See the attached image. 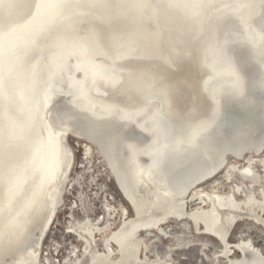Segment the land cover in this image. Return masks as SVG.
<instances>
[{
	"label": "bare ground",
	"instance_id": "6f19581e",
	"mask_svg": "<svg viewBox=\"0 0 264 264\" xmlns=\"http://www.w3.org/2000/svg\"><path fill=\"white\" fill-rule=\"evenodd\" d=\"M25 2L0 0V26H19ZM45 2L68 6L38 7ZM191 5L195 15L178 8L170 37L177 52L185 53L183 61L174 59L167 65L148 60L136 67L138 54L119 57L120 53L110 52L120 62L117 81L108 83L94 69L80 66L82 58L98 62L99 48H76L78 53L62 54L63 60L57 54L54 72L74 67L79 78H59L57 84L46 77L48 56L73 34H102L109 27L113 32H134L142 27L135 24L137 15L127 18L129 6L115 2H36L28 16L30 24L26 21L20 30L26 33L21 48L35 50L36 63L13 57L2 76L11 71L15 76L0 84V112H7L14 122L9 144L0 148V264H51L40 260L39 243L64 202L66 185L59 173L63 170L68 179L73 163L68 136L96 149L134 209L129 214L123 207L120 222L109 233L119 243L116 256L92 248L96 232L105 237L108 249L107 221L85 216L70 222L67 229L71 227L81 241L86 264H165L160 257L147 256L141 232H162V225L172 218L191 219L193 231L223 241L241 219L264 227V188L245 191L243 185L259 186L253 163L264 166V157H258L264 151V0H191ZM231 55L248 61L255 70L243 77V84L232 70ZM59 87L73 90L59 93ZM220 99L228 101L222 102L223 115L217 105ZM65 130L62 146L60 134ZM61 151L63 168L55 176ZM229 158L235 160L228 162ZM223 170L227 191L215 184L210 191L202 189V183ZM237 174L240 181L233 180ZM191 202L196 209L189 208ZM37 234L41 238L33 247ZM233 243L230 248L236 245L243 255L230 264H260L264 258L249 238ZM218 254H228L226 243ZM84 262L74 257L58 264Z\"/></svg>",
	"mask_w": 264,
	"mask_h": 264
},
{
	"label": "rangeland",
	"instance_id": "374dc122",
	"mask_svg": "<svg viewBox=\"0 0 264 264\" xmlns=\"http://www.w3.org/2000/svg\"><path fill=\"white\" fill-rule=\"evenodd\" d=\"M109 2L116 3L115 0H106L107 4ZM140 4L145 6L138 7L137 5ZM122 6H129L125 12L127 18L130 15H137L135 24L142 28L139 30L138 27V29L134 32H113L110 27L106 28V30H101L100 33L102 34H98L102 39L101 47H104L105 50L112 53H120L118 55L119 57L138 54L139 59L136 63V67H142L148 60L154 61V63L158 64L171 65L173 64L174 59L176 61H183L185 59V53L183 51L177 52L174 41H171L172 38H170L172 32H174L173 24L175 17L180 13L178 9L179 7L170 8L167 0H126V4H122ZM99 13L109 14V12ZM80 26H82L84 30L91 29V25ZM12 28H14V26L11 24H5L4 27L0 26V34L4 32L8 37L10 34H7ZM15 32V34L7 38V47L10 43L16 46L14 47L15 51L13 57L28 58L32 61L35 60V64L37 60V58L35 59L33 56L35 55V50L32 51L31 48L25 46L24 48H21L23 45H20V42L26 36V33L24 31L17 32V30ZM72 32L73 31L70 33ZM83 32L84 31H81V33L77 32L70 38L63 41L64 46L53 48L48 56V59L53 57L57 58L58 54L61 60H63L62 54L68 52L69 50L72 51V53H78L75 50L76 48L79 50L100 48L89 36L90 34H82ZM85 32L94 33L96 31ZM12 38L13 42H11ZM27 48L32 51V54L27 50ZM126 72L128 76L131 73L127 70ZM15 73V71H11L9 75L4 77L2 76L0 84L3 80L15 76ZM54 74L59 78H79V72L76 71L74 67L63 72L59 69L55 71ZM46 77L53 79L51 74L46 75ZM71 90H73L72 87L67 91H65L64 87H59L56 92L62 93L65 91L66 93ZM67 141L73 156V163L68 173V180L78 176L80 174L79 169L86 165L88 171L94 174L92 179L95 182V187L89 185L88 188H85L84 185H78L75 189H73L70 183L64 186V204L59 208L47 235L45 236L44 234L39 243L40 260L42 262L49 260L51 264L63 262L65 258L69 259V262H72L74 257L83 260L86 255L64 254L71 247L76 246V244L79 245L74 239V236L65 233L68 222L72 217L74 219H80L85 216L95 218L97 216L106 215L105 221L108 223L107 227L111 229L115 228L119 222L118 209L120 206L122 205L127 207V205H129L120 191L117 190L113 180L109 178L108 168L98 156L96 149L87 143H84L83 147L79 149L75 138L72 136H68ZM258 157H264V151ZM229 160H231V158H229ZM259 162L260 161L253 163L252 170L256 175H258L261 183L259 186L252 187L249 183L244 182L243 185L245 191L252 190L254 187L264 188V166H260ZM223 173L224 170L216 174L208 181L202 183V188H209L210 184H215L219 190L227 191L228 182L223 180ZM233 180L240 181L238 178H233ZM97 188L104 193L103 196L96 191ZM88 191H91L92 200H87L86 193ZM81 197H84L87 201L88 207V211L83 215L77 214L74 207L77 199ZM69 201L72 206H68ZM104 202L111 204L109 206L110 208H108V210L106 209L107 211H105L103 207ZM191 206L192 202L189 203V208ZM107 212H109V214H107ZM168 221L162 225V232L157 229H149L145 230V232H141V242L142 246L146 248L147 256L160 257L165 264H226L225 257L218 254L220 244L216 239L205 234L194 233L188 219L178 220L172 218ZM240 237L251 239L254 247H256L257 250L264 252V227L261 225L248 219L239 220L231 239L233 241ZM53 242L57 244L56 248H50V245ZM235 253L236 251L233 254ZM237 254L240 253L237 251Z\"/></svg>",
	"mask_w": 264,
	"mask_h": 264
},
{
	"label": "water",
	"instance_id": "95a60500",
	"mask_svg": "<svg viewBox=\"0 0 264 264\" xmlns=\"http://www.w3.org/2000/svg\"><path fill=\"white\" fill-rule=\"evenodd\" d=\"M115 1L118 5H121V6H122V4H126V0H115ZM36 2H38V0H26L24 8H23L22 12L20 13L21 18L19 16V18H20L19 26L17 25L16 27H14L15 29L12 28L14 30L11 29L12 31L10 30L7 35L10 34L9 36H11V35L15 34L16 30L19 29L18 31H20L26 25V21L29 20L28 16L32 12L34 6L36 5ZM110 10L111 9L108 8V11H110ZM29 22L30 21H27V25ZM3 36H4V34L0 36V40H1L0 41V81L2 79V70L4 72L5 69L9 68L10 61L13 59L14 50H15V48H14L15 46L12 43H10L9 46L7 47L8 41L6 39L9 36L7 38H3ZM89 36L94 40L95 44L100 47L99 48L100 53H101L100 59L98 62H93V61H91V59L82 58V60L80 61V66L82 68L86 67L87 69L89 68L91 70L94 69L96 71V73L108 83L116 82L117 77L119 76V71H118V67H117L118 63L120 62L119 58L116 55L111 54L110 52L106 51L105 49H103L101 47L102 39L100 38L101 37L100 35L92 32V34H90ZM12 40H13V38L11 39V42H13ZM2 44L4 45L3 48H2ZM229 61L231 62L230 65H232V70L235 71L236 75L238 76V80L241 81L242 84H243V77L246 78L247 75H251L252 73H253V75L255 74L254 73L255 70H253L252 65L250 63H248V61L245 62V60L241 59L240 57L236 58L235 55H231ZM56 64H57V58L53 57L50 59L46 69H47V72L51 74V77H53V79H55V81L58 84L61 82V80L59 79V77L57 75H55L53 73L54 67ZM0 95H1V93H0ZM222 102L228 103V101H226L224 99L217 100V105L219 108V114L221 113V110L223 108ZM223 114H224V111L222 110V115ZM13 123H14L13 119L10 117V115L7 112H0V148H2V149L6 148L7 145L9 144L10 138L8 137V135L12 129ZM67 134H68V132L66 130L60 134V143L62 146L65 143V140H66L65 136ZM74 138L76 140V144L78 145V148L81 149V147H83V144L86 143V141L80 139L79 137H74ZM63 153L64 152L61 151L60 160L58 158L57 166L55 168V173H54L55 176L58 174L59 168L62 165ZM143 157H145V156H143ZM244 161H247V160H244ZM224 162H226V157H225ZM149 164H147L146 167H148ZM128 167H129V165H128ZM108 176L110 179H112V177L110 176L109 173H108ZM59 179L61 180V178H59ZM141 179H140V181H142ZM115 181H116V185L118 186V188H120L116 178H115ZM131 183H132V181H131ZM60 185H59V187H60ZM133 187H134V185H133ZM127 208L129 209L130 212H134V209H133L131 204H130V206H127ZM219 241H220L222 246H224V243L227 244L228 254H223L225 256L226 264H230L231 259L236 258L239 255H241V256L243 255V254H237V251H239L240 253H241V251L236 245L230 248L229 245H234L235 243H233L232 241H227V238H225V241H223V240H219ZM235 251H236L235 254H230L232 252L234 253Z\"/></svg>",
	"mask_w": 264,
	"mask_h": 264
},
{
	"label": "flooded vegetation",
	"instance_id": "af4514ba",
	"mask_svg": "<svg viewBox=\"0 0 264 264\" xmlns=\"http://www.w3.org/2000/svg\"><path fill=\"white\" fill-rule=\"evenodd\" d=\"M88 144V143H87ZM90 145V144H89ZM235 159H233V158H231V160H229L228 162H230V161H234ZM111 175V174H110ZM223 175H224V173H223ZM223 177V180H225L224 179V176H222ZM241 176H239L238 174H237V177L236 178H238V179H241L240 178ZM211 179V178H210ZM208 181V180H207ZM210 185H212V184H210ZM203 190H209L210 191V189H211V187H209V188H202ZM222 192V191H221ZM125 199V198H124ZM126 200V199H125ZM108 201V200H107ZM109 202V201H108ZM108 202H104L103 203V207H104V209H105V211H106V209L108 210V208H110L109 206L111 205V204H109ZM63 204H64V202H63ZM208 205V204H207ZM127 206H129V205H127ZM75 207V206H74ZM123 207H125V206H120V208L118 209V216H119V222H120V220H121V217H122V208ZM125 208H127V207H125ZM190 209L191 210H194V209H196V205H195V203H192V206L190 207ZM59 211V210H58ZM127 212L130 214V211H129V209L127 208ZM58 213V212H57ZM71 216V215H70ZM105 216L106 215H101V216H97V217H95V218H92V219H95V220H97V219H100V222L104 219L105 220ZM81 219V218H80ZM55 220V219H54ZM73 220H78V219H74L73 217L70 219V221L68 222V225L70 224V222H72ZM103 220V221H104ZM183 220V219H182ZM54 222V221H53ZM118 222V223H119ZM188 222H190V226L192 227V229L194 228L193 226H194V224H193V221L191 220V219H188ZM237 222L238 221H236V223L233 225V227L229 230V232H228V234H227V236H226V238H227V241H232V239H231V237H232V235H233V233H234V230H235V228H236V225H237ZM118 223H117V225H118ZM116 225V226H117ZM199 226H201V228H203V224L201 223V224H198ZM116 226H115V228H116ZM68 227V226H67ZM109 229V231L107 232V234L106 235H108L112 230H114V228H108ZM68 230V229H67ZM194 230V229H193ZM64 232H65V230H64ZM65 233H68L69 235H71V236H74V239L76 240V242L79 244V245H77L76 244V246H74V247H71L70 249H68V251H66L64 254H83L81 251H82V248H83V245H82V243H81V241L79 240V239H77V237L73 234V233H71V232H65ZM194 233H197V232H195L194 231ZM198 234H205V235H208L209 237H212V238H214V239H216L217 240V242H220L219 240V238H217L216 236H214V235H212V234H207V233H198ZM101 237V235H99L98 233H96L95 232V234H94V238H95V241L92 243L93 245V249H96V248H98V249H100V250H104L105 252H106V254H110V255H112V254H114V256H116L117 254H119L118 253V249H119V243L115 240V238L114 237H110V234H109V238H108V249H106L105 247H104V242H103V239L105 238V237H103V238H100ZM241 238V237H240ZM102 239V240H101ZM230 239V240H229ZM239 239V238H238ZM238 239H236V240H233L232 242H235V241H237ZM252 241V240H251ZM222 249V245H221V248H220V250ZM74 250V251H73ZM139 251H141L142 252V246H139V249H138ZM239 252V251H238ZM240 253V252H239ZM241 254V253H240ZM84 260H85V262H84ZM85 263L86 264V262H87V259L86 258H84L83 260H82V263Z\"/></svg>",
	"mask_w": 264,
	"mask_h": 264
},
{
	"label": "snow or ice",
	"instance_id": "6c2138e0",
	"mask_svg": "<svg viewBox=\"0 0 264 264\" xmlns=\"http://www.w3.org/2000/svg\"><path fill=\"white\" fill-rule=\"evenodd\" d=\"M65 6H68V5H65L63 3L51 4V3H47V2L38 5L39 8H43V9H48V8H53V7H65ZM137 6L138 7H143L145 5L140 4V5H137ZM61 168H63V165L61 166ZM79 173L80 174L78 176L74 177L71 180H68L66 178V173L63 170L60 171L59 175H60L61 181L65 185L70 183L72 185L73 189H75L78 185H84L85 188H88L89 185L95 187V182L92 179L94 174L88 171L86 165L79 169ZM82 191H83V189H82ZM96 191L99 192L101 196L104 195V193L101 192L99 188H97ZM86 196H87V200H92L91 191H88L86 193ZM68 206H72L70 201H69V205ZM87 211H88L87 201L84 199V197L78 198L77 202H76V205H75V212L77 214L83 215ZM49 223H50V221H49ZM68 231L72 232L73 229L71 227H69ZM40 238L41 237L39 236V234H37L35 237L32 238L31 244H32L33 247H35L37 241ZM56 247H57V244L55 242H53L50 245V248H56ZM246 251H247V249H246ZM249 254L251 255V253H249ZM260 264H264V258H261Z\"/></svg>",
	"mask_w": 264,
	"mask_h": 264
},
{
	"label": "clouds",
	"instance_id": "9594fccd",
	"mask_svg": "<svg viewBox=\"0 0 264 264\" xmlns=\"http://www.w3.org/2000/svg\"><path fill=\"white\" fill-rule=\"evenodd\" d=\"M168 6L170 8H183L191 15H195V11L191 5V0H168Z\"/></svg>",
	"mask_w": 264,
	"mask_h": 264
}]
</instances>
